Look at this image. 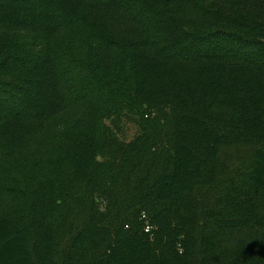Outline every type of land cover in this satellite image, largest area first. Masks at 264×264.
Masks as SVG:
<instances>
[{
    "label": "trees",
    "instance_id": "16d2710c",
    "mask_svg": "<svg viewBox=\"0 0 264 264\" xmlns=\"http://www.w3.org/2000/svg\"><path fill=\"white\" fill-rule=\"evenodd\" d=\"M0 264H264V0H0Z\"/></svg>",
    "mask_w": 264,
    "mask_h": 264
},
{
    "label": "rangeland",
    "instance_id": "374dc122",
    "mask_svg": "<svg viewBox=\"0 0 264 264\" xmlns=\"http://www.w3.org/2000/svg\"><path fill=\"white\" fill-rule=\"evenodd\" d=\"M70 119V111L67 110L65 114L62 115L59 119L53 121L49 126L51 130H55L58 128H61V126L64 125L66 121ZM106 124L109 126H113L112 123H110L107 119L105 120ZM115 131L117 132V136L119 140L121 141H130L132 138L135 137V135L139 132L138 126L136 123L130 121V120H123L117 122L115 124V127H113Z\"/></svg>",
    "mask_w": 264,
    "mask_h": 264
},
{
    "label": "built area",
    "instance_id": "2783aa9c",
    "mask_svg": "<svg viewBox=\"0 0 264 264\" xmlns=\"http://www.w3.org/2000/svg\"><path fill=\"white\" fill-rule=\"evenodd\" d=\"M150 229H151V226L146 225V227H145V231H150Z\"/></svg>",
    "mask_w": 264,
    "mask_h": 264
}]
</instances>
